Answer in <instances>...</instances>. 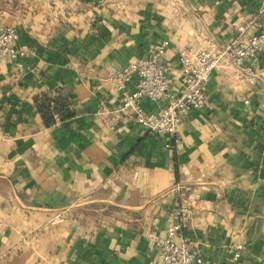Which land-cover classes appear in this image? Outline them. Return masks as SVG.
<instances>
[{"label": "crops", "instance_id": "1", "mask_svg": "<svg viewBox=\"0 0 264 264\" xmlns=\"http://www.w3.org/2000/svg\"><path fill=\"white\" fill-rule=\"evenodd\" d=\"M258 3L33 0L0 17L28 52L20 69L0 63V264H160L155 240L175 223L184 185L194 207L181 235L206 263L241 245L236 264H264V51L244 62L251 79L231 65L212 72L208 107L180 119L175 150L172 136L121 112L110 126L107 113L121 103L111 71L166 42L158 61L178 96L179 52L235 37ZM59 95L73 116L47 126L36 99Z\"/></svg>", "mask_w": 264, "mask_h": 264}, {"label": "built area", "instance_id": "2", "mask_svg": "<svg viewBox=\"0 0 264 264\" xmlns=\"http://www.w3.org/2000/svg\"><path fill=\"white\" fill-rule=\"evenodd\" d=\"M166 47V42L159 43L150 49L147 57L129 63L121 70L111 71L108 80L118 85L121 103L117 110L111 109L107 113L110 126L119 121L121 112L125 121L135 127L154 134L172 136V148L175 150L180 146V119L189 111L208 107L205 88L215 69L231 65L237 69L241 79H251V71L249 67H244V62L255 61L264 51V0H259L255 13L237 28L235 37L219 45L209 43V46L201 50L187 47L179 52L178 62L181 65L183 88L178 96L171 90L173 79L170 76V67L158 61L159 55ZM27 55V50L18 45L16 29L5 27L0 30V63H16L20 69ZM134 76L138 78L136 87L126 90L124 84ZM161 99L165 104L156 112L146 113L142 108L144 100ZM54 118L55 124H59L58 117ZM178 189L181 195L175 210L176 221L167 228L163 237H157L155 240L159 248L160 264H210L206 263L197 254L194 246L181 235V230L190 221L194 198L191 186H179ZM241 251L242 246L237 245L235 252L224 264H236Z\"/></svg>", "mask_w": 264, "mask_h": 264}, {"label": "trees", "instance_id": "3", "mask_svg": "<svg viewBox=\"0 0 264 264\" xmlns=\"http://www.w3.org/2000/svg\"><path fill=\"white\" fill-rule=\"evenodd\" d=\"M36 105L47 126L55 124L54 116L58 117L59 122H65L73 116L69 99L66 96H42L36 99Z\"/></svg>", "mask_w": 264, "mask_h": 264}, {"label": "rangeland", "instance_id": "4", "mask_svg": "<svg viewBox=\"0 0 264 264\" xmlns=\"http://www.w3.org/2000/svg\"><path fill=\"white\" fill-rule=\"evenodd\" d=\"M33 0H0V17L13 16L15 12L26 13Z\"/></svg>", "mask_w": 264, "mask_h": 264}]
</instances>
